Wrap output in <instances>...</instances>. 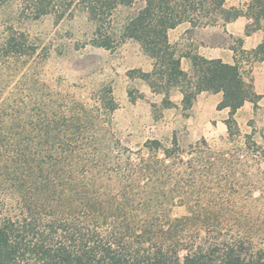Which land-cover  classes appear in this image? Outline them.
Returning a JSON list of instances; mask_svg holds the SVG:
<instances>
[{"label":"trees","instance_id":"trees-1","mask_svg":"<svg viewBox=\"0 0 264 264\" xmlns=\"http://www.w3.org/2000/svg\"><path fill=\"white\" fill-rule=\"evenodd\" d=\"M226 1L0 0V12L18 4L22 20L84 14L94 24V46L112 49L126 39L138 41L154 60V69L141 77L164 94L165 104H171L173 86L183 94L184 110L199 92L222 93L218 108H229L225 124L232 139L242 137L237 110L246 101L257 104L260 95L238 62L184 55L169 39L171 29L187 22L192 29L221 26L242 46L243 39L229 35L225 26L245 16V34H263L246 55L264 59V0L230 7ZM120 10L127 13L116 32ZM229 48L236 51L234 45ZM35 50L24 31L12 22L5 25L0 40V264H264V247L250 233V211L208 207L201 193L195 197L190 191L198 172L216 164L206 139L191 145L187 158L175 135L171 147L150 139L133 151L103 119L117 108L111 90L103 91L96 107L54 91L33 64ZM183 56L192 61L190 74L182 67ZM244 139L247 145L251 136ZM236 155L243 165L244 154ZM226 156L225 164L233 162ZM176 206L183 212L174 214Z\"/></svg>","mask_w":264,"mask_h":264},{"label":"rangeland","instance_id":"rangeland-1","mask_svg":"<svg viewBox=\"0 0 264 264\" xmlns=\"http://www.w3.org/2000/svg\"><path fill=\"white\" fill-rule=\"evenodd\" d=\"M246 1L227 0L225 5L241 6ZM18 9L19 5L13 4L0 12V40L10 22L24 31L36 46L31 59L40 79L54 91L96 107L103 91L111 90L117 108L103 119L124 145L136 151L145 141L158 139L171 147L175 135L183 157L187 158L190 146L206 139L216 164L198 172L201 180L198 177L190 191L195 197L201 193L208 207H245L246 212L252 213L249 216L254 229L250 233L255 243L264 247V100L254 105L251 101L247 103L237 118L242 137L228 139L227 126L216 123L222 114L207 109L204 116H197L191 109L184 110L183 94L178 88H170L171 104L164 103V94L154 91L141 77L154 69V60L138 41L126 39L112 49L96 47L92 44L94 24L84 14L59 21L52 15L22 20L18 19ZM126 13L124 10L116 13V32ZM179 25L169 39L181 54L186 55L184 51L191 45L189 38L208 44L237 45L221 26L192 29L187 22ZM175 36H179L177 40ZM248 134L251 141L247 146L244 135ZM237 153H243L247 159L243 165L236 161ZM223 154L233 162L225 164ZM182 207L176 206L174 214L183 212Z\"/></svg>","mask_w":264,"mask_h":264},{"label":"crops","instance_id":"crops-1","mask_svg":"<svg viewBox=\"0 0 264 264\" xmlns=\"http://www.w3.org/2000/svg\"><path fill=\"white\" fill-rule=\"evenodd\" d=\"M180 27L171 29L169 31V36L172 35V32L177 30ZM187 27L184 28L185 31ZM225 29L229 35L234 38H242L243 43L242 46H236V51L229 48V45L224 43L220 44H208L203 41H196L193 38H189L188 40L191 42L189 47H186V54L188 53H197L201 56H204L209 59H217L220 58L224 62L235 64L238 62L241 66L242 72L244 74L245 80L251 84L253 91L260 95V100H264V59L262 60H252V59H244L243 56L246 55L247 52H251L254 50L258 44L261 42L263 38L262 31L255 30L251 32V34L246 35V18L243 16L238 17L237 19L228 22L225 26ZM183 34V32L181 33ZM179 36H175V40H177ZM171 40V39H170ZM183 69L189 74L193 71V64L189 57L183 56L181 61ZM183 98V97H182ZM181 98V99H182ZM223 95L221 92L210 93L206 91L199 92L196 95V98L193 102L192 107L193 114L197 116H204V111L214 110L216 114H222L220 120H217L216 123L225 124V119L228 117L229 108L219 109L218 105L222 101ZM249 101H246L242 107L237 110L236 119L238 118L239 112L247 105ZM252 105L254 103L250 102Z\"/></svg>","mask_w":264,"mask_h":264}]
</instances>
